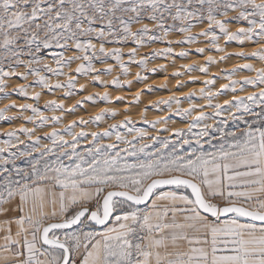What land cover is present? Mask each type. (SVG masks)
I'll list each match as a JSON object with an SVG mask.
<instances>
[{
  "label": "snow or ice",
  "instance_id": "1",
  "mask_svg": "<svg viewBox=\"0 0 264 264\" xmlns=\"http://www.w3.org/2000/svg\"><path fill=\"white\" fill-rule=\"evenodd\" d=\"M233 43L253 50L204 56ZM197 44L203 63L172 77L199 73L202 87L149 101L183 127L147 119L148 107L139 121L129 106L77 116L113 103L108 91L62 102L145 84L165 71L150 61L188 59ZM233 56L260 66L209 75ZM13 95L32 103L0 108V121H23L0 133V264H264V0H0V101Z\"/></svg>",
  "mask_w": 264,
  "mask_h": 264
},
{
  "label": "rangeland",
  "instance_id": "2",
  "mask_svg": "<svg viewBox=\"0 0 264 264\" xmlns=\"http://www.w3.org/2000/svg\"><path fill=\"white\" fill-rule=\"evenodd\" d=\"M169 38L170 39H179L178 36H171ZM223 43L224 42L221 41L222 45H223ZM164 46L165 45H163V44L157 43V44H152L150 47L141 48L139 50L138 56L139 55H145V54H147L153 50L162 49ZM205 46L206 45H204V44L191 45L188 47L184 46V50H188L190 52V57L188 59H181V58L177 57L173 60L172 58L164 59V58L158 57V58L150 61L149 65H148L149 68H158L161 65L165 66V71H163V72H156V73L145 72L144 73V75L148 76V80L145 82V84L152 86V88L154 89L152 92H149L145 89V84H139V83H133L130 88L125 87V88L120 89V90H116L112 87L105 89V88L100 87L99 85H91L87 89V91L85 93H82L80 96H76L72 99L64 100L62 102L65 103L66 107H70L75 102L76 99H81L82 96H84V95H88L90 93H95V92L108 91L111 98H112L113 103L105 104L102 101H97V103L95 105H93L91 102H86L83 109H78L77 116L87 119L89 116L96 114L98 111H100V109L105 108V107L116 108L118 111L123 113V110L126 106H129V109H130L128 112V115H130L132 117V119L136 120V121H139L140 112L145 107H148V111L146 113V116H147V119H149V120L156 119L158 117H163V116H170V114L167 111L160 112V111H156V110L152 109L149 105V101L155 102L158 99H166L170 95L180 96L182 93H187L190 91H198L199 88L202 87V84L199 82L191 83L190 77H194L197 81H202L203 79H205V77L199 73H190V74L182 75L180 77H175V78L172 77V73L174 71H177V70L182 71L181 65L191 64L193 61L198 62V63H203L204 56H207V55H213L214 57H216L218 59L221 55H225L226 53H234V52H238V51H244L247 53V52H250L253 50V46L249 45V46H245L243 49H241V48H238L235 45V43H233V44H230L226 47L225 53L206 52L204 54V56H199L195 53L194 50L196 47H205ZM123 50L127 51L128 49L125 48ZM180 50H182L181 47L174 46V51L178 52ZM235 62H236V64H235ZM242 63H253L256 67L260 66V64L257 63L255 60H247V61L239 60L233 56L231 59H228V60L224 61L223 63L212 66L209 70V75L216 74L221 69L230 70L232 67L239 65V64H242ZM74 67H75V65H73V68ZM100 67H103V66L101 65ZM138 70L139 69L137 67L133 66L131 68V72L133 75L129 76L128 79H130V80L134 79V74ZM116 74H117V72L114 71L112 75L115 76ZM243 75H253V74L244 72V73H240L236 78L239 79ZM111 78L112 77H106V79H111ZM122 79H123V77H122ZM17 82L18 81H10L9 82L10 87L5 89V91L11 92L12 87H14ZM30 82H31V78H29V81H27L26 83H30ZM80 82L83 83L84 81L81 80ZM226 82L227 81L219 80L217 82L216 87L218 88L220 83H226ZM178 83L185 84L186 87L177 88ZM161 85H166V87H161ZM33 90H39V89H33ZM137 92H143V95L140 97L141 103L139 106L132 104V98L135 95V93H137ZM61 95L62 94L59 92L55 93V95H50L48 93H45L41 96L40 105L42 106L46 100L55 99ZM240 95H243V93H241ZM117 96H123L125 98L124 102L116 101L115 98ZM225 98H230V97H221V102ZM10 102H15L18 105L21 103H32L31 100H26L24 98L13 95L10 101L9 100L0 101V108L5 107V105L10 103ZM193 102H197L195 100V98H194ZM198 102L200 104L204 103L203 100H200ZM173 107H175V105H173ZM181 107H184V108L188 107V103L187 102L182 103ZM205 111H211V110L206 109ZM27 114L28 113H25V115H27ZM57 114H59V113H57ZM7 115L15 116V115H18V113L15 109H13L10 112H8ZM45 115H51V113L45 112ZM75 118L76 117L69 116L65 119V123H68L69 120L75 119ZM123 118H124V116L120 115V116L116 117V120H110V121H108V123H116ZM22 123H23V121H21V120L13 121L11 124L6 123L4 121H0V133H2L4 131L11 130V128H13V127L18 128V127H20V125ZM27 126L31 127V125H27ZM104 126H106V125H103L102 127H104ZM138 126H144V125L138 124ZM183 126L184 125L180 123L179 117L170 116V119H169V127L170 128L171 127H183ZM87 130L88 131H101L102 128H100V129L89 128ZM164 135H167V133H165ZM0 138H3V137L0 136Z\"/></svg>",
  "mask_w": 264,
  "mask_h": 264
},
{
  "label": "bare ground",
  "instance_id": "3",
  "mask_svg": "<svg viewBox=\"0 0 264 264\" xmlns=\"http://www.w3.org/2000/svg\"><path fill=\"white\" fill-rule=\"evenodd\" d=\"M188 47V46H187ZM235 64H236V62H235ZM214 72V71H213ZM217 72V71H216ZM156 91V90H155ZM175 93V92H174ZM89 107V106H88Z\"/></svg>",
  "mask_w": 264,
  "mask_h": 264
}]
</instances>
